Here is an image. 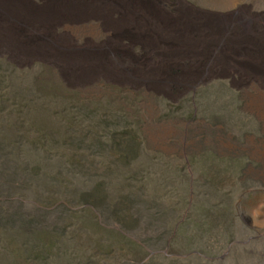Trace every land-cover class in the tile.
I'll use <instances>...</instances> for the list:
<instances>
[{"label":"rangeland","instance_id":"374dc122","mask_svg":"<svg viewBox=\"0 0 264 264\" xmlns=\"http://www.w3.org/2000/svg\"><path fill=\"white\" fill-rule=\"evenodd\" d=\"M6 4L0 264H264V0Z\"/></svg>","mask_w":264,"mask_h":264},{"label":"bare ground","instance_id":"6f19581e","mask_svg":"<svg viewBox=\"0 0 264 264\" xmlns=\"http://www.w3.org/2000/svg\"><path fill=\"white\" fill-rule=\"evenodd\" d=\"M2 1H4V0H2ZM57 4L59 5V3H57ZM5 6H6V8L3 7L2 5H0V13H4L3 12L4 9L9 10V8H11L10 5L6 4ZM69 7H70V5H68V4H61L59 6H55L56 9H60V10L61 9H67ZM138 10L139 9H136V11H138ZM104 11L108 12V10H106L105 8H104ZM149 11H150L149 9H146V10H144V13H148ZM56 13L61 14V12H56ZM51 14L52 13L46 14V13H43L40 11H39V13H35L33 11L29 12V13L25 12L23 14L24 18H15V23L19 24V25H23V26L25 25V27H27L29 29H32V27L33 28L36 27V28H39L41 32H43L45 30V28H48L50 26V20L49 19H50ZM67 15H68V13H67ZM70 15H71V13H70ZM155 20L159 23H163V22L169 23L168 20L163 19L161 17H159L158 19H155ZM7 23H9V22H6V24ZM176 24H177V20L174 19V22L171 24L174 26H172V28L169 29V31L174 32V34H176L177 37H180L182 35V31L179 27L176 26ZM6 26H8V25H6ZM2 30L0 29V35L2 34L1 33ZM4 31H5V29H4ZM6 39H8L7 36H6ZM65 65H66V68L68 70H70L74 75H77L80 78L87 76L89 72H91V71L94 72L96 69H98L100 67L99 61H95V60L91 61L90 60L88 62L87 60H84V59H78L77 61L67 62V63H65Z\"/></svg>","mask_w":264,"mask_h":264}]
</instances>
